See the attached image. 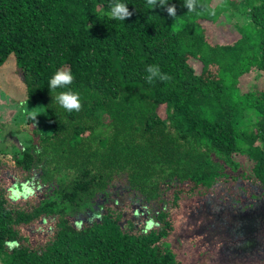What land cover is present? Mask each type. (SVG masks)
<instances>
[{
	"label": "trees",
	"instance_id": "obj_1",
	"mask_svg": "<svg viewBox=\"0 0 264 264\" xmlns=\"http://www.w3.org/2000/svg\"><path fill=\"white\" fill-rule=\"evenodd\" d=\"M115 2L0 0V67L15 54L28 97L41 99L52 126L38 150L0 156V169L22 176L19 187L36 175L46 187L15 197L0 179L8 264H183L169 237L202 202L264 203V0H200V16L184 0H121L131 13L124 21L107 15ZM225 14L234 37L219 25ZM152 64L168 79L146 81ZM58 69L73 74L66 87L79 93V111L48 90ZM247 77L254 85L245 87ZM122 187L155 203L157 224L136 219L135 199L111 202Z\"/></svg>",
	"mask_w": 264,
	"mask_h": 264
},
{
	"label": "rangeland",
	"instance_id": "obj_2",
	"mask_svg": "<svg viewBox=\"0 0 264 264\" xmlns=\"http://www.w3.org/2000/svg\"><path fill=\"white\" fill-rule=\"evenodd\" d=\"M218 1L220 0H214V3ZM244 8L240 6L235 14V20L242 33L249 24L248 10ZM219 25L231 37L238 34L237 28L232 25L226 14L221 17ZM191 63L198 71L201 70L202 64L199 60L192 59ZM244 85H254L253 78L247 77ZM30 111L37 115L35 119L29 117ZM160 113L164 114L162 109ZM251 122H255V116ZM51 132L50 117L41 99L35 101L28 97L17 57L11 53L0 67V156L10 162L14 155H20L23 146L32 145L38 150L41 135ZM36 176L34 184L23 183L19 187L23 180L22 176L19 179L18 172L4 167L0 169V179H4L10 195L15 197L28 190H34L39 196L44 195L46 187L37 181ZM242 194L243 191L240 195ZM132 196L134 195L122 187L118 194L114 193L111 202L117 201L119 207L124 205L125 201L129 203L135 199ZM234 200L239 202V205H244L253 199L247 196L244 200ZM231 202L234 203L233 200ZM221 205L212 197L202 202L199 209L193 210L189 218L181 221L178 230L171 234L168 241L178 258L182 259L183 264H264V209L256 208V214H259L258 219L262 224L255 226L251 221H245L253 211L252 205L245 209V214L238 209ZM134 207L141 212V216L138 215L136 219L144 222L145 229L158 223L154 219L157 210L155 203L144 202L139 198L134 200ZM126 216L131 214L127 212ZM91 217V213H88L87 218ZM0 264H8L7 253L0 252Z\"/></svg>",
	"mask_w": 264,
	"mask_h": 264
},
{
	"label": "clouds",
	"instance_id": "obj_3",
	"mask_svg": "<svg viewBox=\"0 0 264 264\" xmlns=\"http://www.w3.org/2000/svg\"><path fill=\"white\" fill-rule=\"evenodd\" d=\"M161 5L164 4V0H160ZM155 4V0H147V6L151 8ZM184 6L189 14L200 16L204 13L199 11L201 8L200 0H184ZM167 13L169 16L175 17V8L172 5L167 6ZM131 13L129 12L125 3L121 0H116V2L110 5V10L107 13L108 16L114 18L118 21H124ZM207 15H213L214 10L208 8L206 9ZM145 71L147 76L146 81L149 83L153 82L154 79H159L164 81L168 79L166 73L160 71L159 65L152 64L146 65ZM73 80V74L68 70H57L48 80V90L54 93L53 99L55 102L66 111H79L81 106V101L79 98V93L73 91L71 88L66 86L70 85ZM63 89L57 92V89ZM29 117L35 119L37 115L33 114L31 111L28 113Z\"/></svg>",
	"mask_w": 264,
	"mask_h": 264
},
{
	"label": "flooded vegetation",
	"instance_id": "obj_4",
	"mask_svg": "<svg viewBox=\"0 0 264 264\" xmlns=\"http://www.w3.org/2000/svg\"><path fill=\"white\" fill-rule=\"evenodd\" d=\"M236 204H235V206H232L231 204H230V202H228V204L227 205H225V206H230L232 209H238V210H240L241 212H242V214H245V209L247 208V207H244V205H239V204H237V202H235ZM257 205H256V204ZM253 204H255V205H253ZM251 205L253 206V211L250 213V214H252V216H249L248 215V217L247 218H245V221L246 220H249V221H251L255 226L256 225H258V224H262V221L261 220H259L258 219V216H259V214H256V208L257 207H261L262 209H264V203L263 202H252L251 203ZM254 219V220H253Z\"/></svg>",
	"mask_w": 264,
	"mask_h": 264
}]
</instances>
